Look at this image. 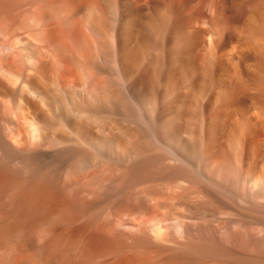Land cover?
<instances>
[{
	"label": "bare ground",
	"instance_id": "1",
	"mask_svg": "<svg viewBox=\"0 0 264 264\" xmlns=\"http://www.w3.org/2000/svg\"><path fill=\"white\" fill-rule=\"evenodd\" d=\"M0 264H264V0H0Z\"/></svg>",
	"mask_w": 264,
	"mask_h": 264
}]
</instances>
